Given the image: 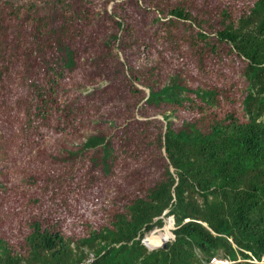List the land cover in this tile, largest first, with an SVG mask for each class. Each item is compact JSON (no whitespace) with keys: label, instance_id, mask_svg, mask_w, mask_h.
Returning <instances> with one entry per match:
<instances>
[{"label":"trees","instance_id":"trees-1","mask_svg":"<svg viewBox=\"0 0 264 264\" xmlns=\"http://www.w3.org/2000/svg\"><path fill=\"white\" fill-rule=\"evenodd\" d=\"M216 258L264 264V0H0V264Z\"/></svg>","mask_w":264,"mask_h":264},{"label":"rangeland","instance_id":"rangeland-1","mask_svg":"<svg viewBox=\"0 0 264 264\" xmlns=\"http://www.w3.org/2000/svg\"><path fill=\"white\" fill-rule=\"evenodd\" d=\"M110 9H111V6L109 5L108 10H110ZM169 219H170V217L165 216L164 217V221L166 222L167 225L165 227H163V229L162 228L161 229H156L155 228L153 231H151L150 233L146 234V236L144 238V242L149 243L148 242V238H151V239H152V237L158 238V237H160L161 234H164V232L166 233V231L169 230L171 227L173 228V224H171V220H169ZM166 237H164L163 243L166 241ZM162 244H160L157 248H159ZM210 264H229V262L224 261L223 259H220V258H216V259H212L211 262H210Z\"/></svg>","mask_w":264,"mask_h":264},{"label":"bare ground","instance_id":"bare-ground-1","mask_svg":"<svg viewBox=\"0 0 264 264\" xmlns=\"http://www.w3.org/2000/svg\"><path fill=\"white\" fill-rule=\"evenodd\" d=\"M166 236H167V234L164 232V234H161L160 237H158V238H154V237H152V239L148 238L149 243H147V247H149L150 249L158 247L160 244L163 243L164 237H166Z\"/></svg>","mask_w":264,"mask_h":264},{"label":"clouds","instance_id":"clouds-1","mask_svg":"<svg viewBox=\"0 0 264 264\" xmlns=\"http://www.w3.org/2000/svg\"><path fill=\"white\" fill-rule=\"evenodd\" d=\"M145 236H146V235H145ZM164 243H165V242H164ZM144 244H145V245H146V247H147V243H146V242H144ZM162 245H163V244H162ZM162 245H161V246H162ZM161 246H160V247H161ZM147 248H148L149 250L157 249V247H156V248H152V249H150L149 247H147Z\"/></svg>","mask_w":264,"mask_h":264},{"label":"water","instance_id":"water-1","mask_svg":"<svg viewBox=\"0 0 264 264\" xmlns=\"http://www.w3.org/2000/svg\"><path fill=\"white\" fill-rule=\"evenodd\" d=\"M163 247H165L166 246V243H163V245H162Z\"/></svg>","mask_w":264,"mask_h":264}]
</instances>
